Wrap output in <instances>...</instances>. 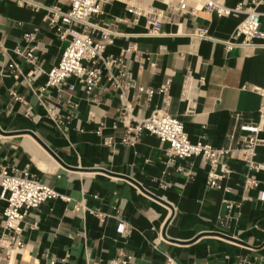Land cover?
<instances>
[{"label":"crops","instance_id":"0c3cea01","mask_svg":"<svg viewBox=\"0 0 264 264\" xmlns=\"http://www.w3.org/2000/svg\"><path fill=\"white\" fill-rule=\"evenodd\" d=\"M204 2L102 4L92 22L118 33L104 55L136 46L126 64L137 88L122 98L106 80L104 90L90 95L76 78L45 88L46 73L70 43L57 36L47 8L66 11L65 0H0V165L26 168L71 198L29 212L21 250L6 264H112L128 257V264H165L168 258L174 264H264V173H252L258 188L244 189L248 170L239 138L249 133L236 129L258 117L262 98L254 87L264 88V39L227 48L225 42L242 41L232 36L244 16L219 17ZM257 10L264 31V0ZM136 11L159 15L160 34L148 35L147 18ZM200 28L208 29L209 39L196 35ZM24 47L36 48L34 64L17 53ZM166 82L167 105L161 94H147ZM188 86L192 112L182 99ZM126 105L130 113L123 115ZM162 108L183 121L193 142L224 148L235 133V151L223 158L233 171L222 182L230 192L207 188L209 168L200 158L168 163L167 144L157 137L130 139V124ZM255 159L264 162V146ZM5 205L0 198V230ZM122 223L125 234L118 231Z\"/></svg>","mask_w":264,"mask_h":264},{"label":"built area","instance_id":"2783aa9c","mask_svg":"<svg viewBox=\"0 0 264 264\" xmlns=\"http://www.w3.org/2000/svg\"><path fill=\"white\" fill-rule=\"evenodd\" d=\"M65 1L68 3L66 11L47 8L51 14L49 17L50 24L56 28L57 36L60 40L69 37L70 43L63 51L59 64L46 73L47 83L45 88L62 87L67 85L69 79L76 78L87 94L90 95L98 87L104 90L102 82L106 80L110 89L120 92L123 98L126 90L131 87L137 88V83L133 80L126 64V55L134 52L136 46L130 44L119 56H105L106 48L114 44L118 33L109 28L98 26L92 22V18L102 14V4L108 0ZM261 2L262 0H246L231 8L225 4V0H205L203 7L219 17L243 15V20L232 36L234 39L242 37V41L239 43L225 42V45L227 48L234 46L247 48L253 46L256 40L264 39L261 13L257 10ZM135 14L146 16L148 35L157 36L160 34L163 21L159 15L153 11H136ZM192 14H196V9L192 10ZM196 35L202 39H209L207 28H200ZM31 37L29 36V38ZM35 50V47H24L23 49L18 48L17 53L24 56L29 63L34 64L36 60ZM37 71H40V69L37 68ZM28 81H31V79L28 78ZM169 84L170 82H166L158 90H149L147 92L148 96L152 97L155 93H159L163 96L167 105L170 98ZM70 88L73 89L74 85H70ZM43 90L45 89L42 88L40 92ZM188 90L189 86L184 91L182 99L188 104L187 111L192 112L194 105ZM254 90L262 98L257 120L236 126V129L239 128L249 133L248 136L239 138L241 159L248 170L244 181L245 190L255 189L259 186V181L252 173H264V162L255 159L257 148L264 146V138L259 136L260 133L264 132V88L254 87ZM41 103L43 102L41 101ZM129 113L130 108L126 105L122 110V114L128 115ZM127 133L132 140L138 139L142 134L147 133L167 144L168 163L177 159L200 158L201 162L209 168L206 181L207 188L223 192L231 191L230 187L222 184L223 180L229 178L233 172L228 164L223 162V158L231 156L235 151L232 145L235 138L234 132L228 136L230 143L224 148L193 142L185 130L183 121L162 108L153 111L146 118L135 121L133 125L130 124ZM180 170L182 171V169ZM186 173L191 176L193 171L190 170ZM0 189V198L6 204L0 230V264H6L5 262L16 251L21 250L22 242L18 238L24 232L23 222L29 212L38 209L51 200L61 199L70 202L71 198L42 182L26 168L22 170L13 168L10 170L0 165ZM259 199L264 201V192L260 193ZM229 208H232L231 204H229ZM81 209V206H75L76 211ZM97 215L102 220L106 219L104 214L99 213ZM118 231L120 234H125L127 232L126 225L124 223L120 224ZM130 259V257L118 258L112 264H128ZM54 263V261L50 262V264ZM165 264H174V262L171 258H168Z\"/></svg>","mask_w":264,"mask_h":264}]
</instances>
